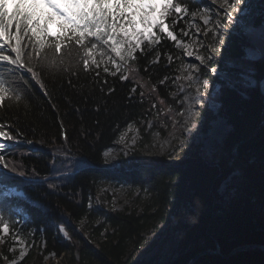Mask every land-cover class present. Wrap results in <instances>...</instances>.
Masks as SVG:
<instances>
[{"label": "trees", "instance_id": "16d2710c", "mask_svg": "<svg viewBox=\"0 0 264 264\" xmlns=\"http://www.w3.org/2000/svg\"><path fill=\"white\" fill-rule=\"evenodd\" d=\"M173 1L190 10L200 4ZM92 8L82 34L51 35L33 33L28 15L9 11L5 2L0 7V33L6 35L3 40L0 34V131L8 136V147L0 151V225L32 239L43 236L44 252H55L62 264H129L130 244L140 243L143 232L162 221L181 232L177 255L168 264H187L199 251L215 249V240L223 254L243 244H264L263 18L229 32L202 69L213 87L218 85V112L231 127L219 160L193 144L179 165L143 177L138 170L108 172L104 151L131 123L146 142L153 131L165 134L173 125L176 41L164 35L137 51L123 61V78L106 64L120 59L108 36L110 14L103 0ZM249 45L258 49V58L246 56ZM247 74L255 84L244 80ZM207 116L213 118L212 112ZM108 179L149 188L152 196L140 211L110 210L112 231L102 241H88L79 222L92 216L89 204ZM223 180L237 195L214 211V199H223L217 191ZM2 246L0 264H8ZM194 264H264V249L250 247L229 257L206 253Z\"/></svg>", "mask_w": 264, "mask_h": 264}, {"label": "rangeland", "instance_id": "374dc122", "mask_svg": "<svg viewBox=\"0 0 264 264\" xmlns=\"http://www.w3.org/2000/svg\"><path fill=\"white\" fill-rule=\"evenodd\" d=\"M2 1L8 9H18L19 13L28 15L33 33L57 35L67 31L82 34L89 25L88 19L92 16L95 0H63L64 5L61 0ZM198 2L199 7L190 10L184 6L175 7L173 0H103V6L110 14L108 36L114 41L120 57L107 60L110 71L124 78L127 72L123 61H127L137 51L156 45L164 35L175 40L177 48V56L173 58L177 73L172 77L170 90L172 101L177 106L173 125L164 128L165 134L159 130L153 131L149 142L143 139L135 123L128 125L116 143L104 151L103 167L108 172L128 174L138 170L146 177L150 171L166 165H179L193 144L200 145V150L207 158L219 160V152L231 127L218 112L220 104L214 97L218 85L213 87L202 69L207 66L211 55L220 49L219 43L229 32L248 28L259 16L264 21V2ZM245 52L252 59L258 58L260 54L257 48L250 45L245 48ZM213 71L218 73L219 70L215 68ZM243 77L249 85L255 84L251 75ZM208 112H212L213 118H208ZM7 137L6 133L0 131V151L8 147ZM13 190L21 194V191ZM217 191L223 199H214V211L217 210V204L226 206L237 195L235 190L227 187L225 180ZM151 196L149 188L132 187L124 180L103 181L89 204L92 216L79 222L83 236L93 242L104 240L107 233L112 231L107 219L110 210L140 211ZM60 233L67 235L62 227ZM180 235L181 232L169 228L166 222H158L143 232L140 243L130 244L125 260L129 264H138L141 260L151 261L152 264H168L177 255ZM0 242L8 264H62L61 256L55 252H44L43 236L32 239L22 230L12 229L5 224L0 225Z\"/></svg>", "mask_w": 264, "mask_h": 264}, {"label": "water", "instance_id": "95a60500", "mask_svg": "<svg viewBox=\"0 0 264 264\" xmlns=\"http://www.w3.org/2000/svg\"><path fill=\"white\" fill-rule=\"evenodd\" d=\"M262 91L264 92V90L262 89ZM262 124H264V121L262 122ZM261 126V125H260ZM260 126L256 129V133L257 131L260 129ZM234 153H237L236 151V147L234 149ZM164 166V165H162ZM150 167V166H149ZM216 242V249H212V248H208V249H204L202 251H199L198 253H196L188 262L187 264H194L202 255L206 254V253H218V254H222L225 257H229L231 255H233L234 253H236L237 251L240 250H244L246 248H250V247H260L262 249H264V244H256V243H251V244H243V245H239L236 246L235 248H233V250L229 253V254H223L220 251V247H219V243L217 240H215Z\"/></svg>", "mask_w": 264, "mask_h": 264}, {"label": "bare ground", "instance_id": "6f19581e", "mask_svg": "<svg viewBox=\"0 0 264 264\" xmlns=\"http://www.w3.org/2000/svg\"><path fill=\"white\" fill-rule=\"evenodd\" d=\"M262 86H263V88H262V89L264 90V80H263V85H262Z\"/></svg>", "mask_w": 264, "mask_h": 264}]
</instances>
